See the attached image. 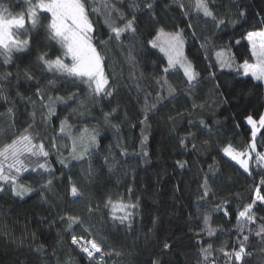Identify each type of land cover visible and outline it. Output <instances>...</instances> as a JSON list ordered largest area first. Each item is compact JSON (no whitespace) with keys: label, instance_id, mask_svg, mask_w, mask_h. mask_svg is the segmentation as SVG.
<instances>
[{"label":"trees","instance_id":"1","mask_svg":"<svg viewBox=\"0 0 264 264\" xmlns=\"http://www.w3.org/2000/svg\"><path fill=\"white\" fill-rule=\"evenodd\" d=\"M87 2L89 5L97 7L98 11L91 18L96 20L97 17H100L98 21L99 33L105 32L107 28L102 13L111 11V8L105 9L104 5L115 7L119 0H95V4L93 0H87ZM234 2L235 0H212L210 7L218 13V16H223L224 12L228 11L226 6L232 5ZM242 2L248 6V23L241 21L235 29L231 26L227 27L222 33H219L222 39L216 41L217 45L234 43L229 40L233 33H235L236 39H240L241 32L260 30L258 22L261 16H264V0H242ZM23 3L24 0H19V2L17 0H0V5L6 7L7 11L12 14L20 12ZM178 3L185 6L191 16L190 22L194 25V28L186 29L184 33L185 56L191 62L194 70L199 73L198 79L202 80L201 84L191 89V93L188 92L187 78L184 77L183 71L171 68L170 74L160 72L154 67L153 61L157 57H161L163 66L166 67V58L157 50H153L155 55L144 53L139 47V38H137L136 44L138 62L136 68H133L126 60L127 49L121 50L116 47L115 42H112L101 48L102 53L105 54V71L110 78V83L115 85L118 82L121 85L118 89L119 94L113 99L112 104H104L102 109L100 105L92 106L87 103L84 93L81 92L77 100L68 101L66 106L56 104L58 118L54 117L52 123L45 124L42 116L47 115V108L42 109L40 97L32 95L36 87L45 93V104H47V96L66 97L70 92H76L78 89L63 79L55 78L53 73L41 72L34 63L30 64V61H35L37 54L35 43L30 55L24 56L22 53H15L14 55L21 59H16L12 64L4 65L3 57L0 56V76L4 73H12L10 78L0 80V85L3 87L4 94L16 108L14 116L0 115V135L9 128L14 118H16L17 127H19L20 124H25V121L32 122L29 120V116L34 114V134L42 139L46 150L53 153L55 150L51 149V138L53 135L57 136L56 142L66 145L62 150V155L66 157L73 147L70 136H78L80 128L87 127L89 130L98 128L103 139L99 140L98 149L91 157L90 162L95 170V178L90 187L104 189L107 193H111L114 202L127 203V188L134 181L135 194L132 196V201L135 202L137 198H140L141 206L131 230L110 228L99 214L93 221L97 228L102 229L98 235L105 238L106 243L110 246L108 250L114 249L120 253L119 256L113 255L108 264H150L151 259L157 258L161 259L163 264H196V260L193 258L196 248L191 245L195 239L193 231H199V229L190 228L186 221H188L190 212L197 213V209L191 205L199 195L197 192L199 184L203 183L205 173L209 172V165H212L214 161V171L219 172L220 179L215 184H210L216 195L213 199L208 200L207 204L211 206L221 200H228L231 202V211L227 217L222 212L212 215L209 223L216 231V236L212 240L218 247L221 241L242 239L243 235H249L247 227L242 235H237L235 212L237 193L240 194L243 202H250L246 198L249 195L248 185L251 181H246L245 176L236 171V168L233 167L234 162L225 157L221 149L231 143L236 150H243L250 140V132L245 133L243 128L236 129L235 125L243 121L244 115L254 110L264 111V84L253 81L251 77L234 78V75L231 74L233 70H219L218 66L217 69L209 68V61L205 57L212 55L211 62L214 63V53L220 48L209 47L206 51L200 48V44L204 43V37L215 39L213 36L214 25L210 18L203 16L202 11L196 10V0H178ZM166 4L170 7L165 8ZM121 10L128 18H131L128 3H124ZM89 11L91 12V7ZM155 11L168 24L166 32L175 31L173 25H178L180 28L186 27L188 21L179 15L180 10L175 4H172V0H160L155 5ZM235 11V7H232V12ZM257 13L260 15H256ZM137 15L142 32L146 33L154 28L147 15L139 13ZM174 15L179 18L173 19ZM111 16L117 25L122 26L121 18L115 12H112ZM230 18L234 19L235 16ZM206 20L209 22L205 23ZM193 32L200 38L199 41L192 38ZM155 34L153 30L152 35L155 36ZM33 35L35 36V32ZM43 36L44 29L41 28L40 35L35 38L36 41H41ZM100 39H106V37L100 35ZM246 44L247 41H242V46L232 49L237 63L246 58L249 59V62L252 61L250 53L247 56L243 55ZM45 50L47 49L43 47L40 49V51ZM26 65L29 66V71L36 79L25 80L23 72ZM18 71L19 78H17ZM213 71L216 72L218 79H211ZM154 72H158L159 76L166 80L165 85H157L155 90L150 86L154 79ZM131 74L141 77L139 82L144 85L145 91H141L139 95L136 87L137 82L131 78ZM216 84H219L220 87L216 88ZM257 84L260 86L255 87ZM169 86L175 90L174 95L177 98L173 100L169 97L170 102L167 107L155 114L149 113L151 116L148 121L150 140L146 149L149 152L147 158L149 163L145 164L140 157L132 155L122 157L120 155L122 149L116 147L117 139L125 145L128 153L140 151V128H133L132 125L138 124L143 116L145 103L151 104L156 98L157 91L168 96ZM80 87L84 88L85 86L80 85ZM28 96H32L35 107L26 103ZM21 97L25 99H21ZM193 100L197 105L206 106L193 110ZM81 101L84 102V107L80 108L78 114L66 122L64 131L61 132L60 120L64 119L70 110L76 108ZM117 106L118 111L113 113L115 118H110L109 123L105 124L103 114L112 112V108ZM6 109L7 105L0 101V114H6ZM79 112L85 113L82 120L79 117ZM179 114L184 115L183 120L179 119ZM169 117L177 119L174 129ZM201 118L208 122L211 135L207 131L199 129L198 121ZM188 119L196 122L197 127H189ZM213 124H215L214 127ZM111 125L119 127L118 134H114ZM25 126L27 125L25 124ZM189 132L194 133L195 138L189 137L186 144L188 149H191L195 144L197 146L195 152L182 150L179 145V138L188 135ZM35 142L39 143L41 140L38 139ZM257 151L264 152V146L258 147ZM110 153V159L114 164L112 171H109V167L104 164V157ZM50 159L56 169V176L59 177L61 166L55 162L56 155L52 154ZM177 161L185 162V167L179 168ZM88 164L89 160L85 159L83 168L87 169ZM253 167H255L254 162ZM80 173L79 164L70 172L65 170L63 177L65 184L68 176L75 179ZM27 176L28 174H24L21 184L37 188L49 178L45 176L44 180H39L37 177L38 183L32 184L31 178H24ZM225 185H229L230 188ZM63 195V186L59 184L54 185L53 192L46 194L47 202L41 200L39 192L32 194L31 198H25L24 201L11 199L10 193L0 194V264H66L69 259L81 264V258L76 254L77 250L71 246L72 233L65 234L66 225L61 224L59 219V216L63 214V209L73 210L78 206L67 203L62 199ZM99 195H105V192H99ZM93 202L95 203L96 199ZM206 211H208L207 208L201 207L199 215L202 217ZM153 219L158 221L155 227L152 223ZM193 222H197L195 216H193ZM83 227H87V225L85 224ZM82 231L83 228L76 229L77 234ZM84 235L89 239L92 238L87 233ZM166 239L172 245V251L164 252L158 256L157 254L160 253ZM205 239H207L206 236ZM249 244L248 251L252 255L246 257L248 264H264V244H259V240L254 234H252ZM39 246H43L45 250L43 253L34 251Z\"/></svg>","mask_w":264,"mask_h":264},{"label":"snow or ice","instance_id":"2","mask_svg":"<svg viewBox=\"0 0 264 264\" xmlns=\"http://www.w3.org/2000/svg\"><path fill=\"white\" fill-rule=\"evenodd\" d=\"M19 2V0H17ZM160 0H119V3L112 7L108 4L104 5L105 9L111 8L109 12H103L104 22L107 30L99 33L98 21L100 17L93 20L91 17L98 9L88 4L87 0H24L20 12L16 14L9 13L7 8L0 5V56L3 57L4 65L14 63L16 59L15 53H22L24 56L31 54L33 44L37 48L34 63L41 72L53 73L57 79H63L71 83L78 89L76 92H70L65 96H47V104H45V93L39 87H36L34 96L40 97L42 109L47 108V115L42 116L45 124L53 122V118H58L56 111V104L67 105L68 101L77 100L80 93L83 92L88 104L92 106L100 105L101 109L104 104L111 105L113 99L119 94L118 89L121 85L118 82L110 83V78L106 74L105 54L102 53L101 48L105 45L115 42L116 47L121 50L127 49L126 60L133 68L138 67L137 62V38H139V47L144 53L155 55L153 50H157L163 54L167 60V66H163V59L157 57L153 61L154 67L160 72L170 74L171 68L179 66L183 70L184 77L187 78L188 92L191 89L202 83L198 79L199 73L196 72L185 56V31L186 29L194 28L190 22L191 16L183 4L178 3V0H172L179 8V15L184 17L186 23L185 28H180L178 25H173L176 29L172 32H166L165 29L168 24L155 11V5ZM95 4V0H93ZM124 3H128V10L131 13V18H128L121 10ZM212 0H196V10L202 11L203 16L210 18L214 25L215 32L211 37H204V43L200 44L201 49L206 51L209 47H219L220 50L214 53L215 62H211L212 55L206 56L205 59L209 61L208 67L212 69L233 70L231 74L235 77H251L253 81H260L264 84V16H261L258 26L259 31H246L240 33V39H236L235 33L229 37L231 44H219L216 41L222 39L219 33H222L227 27L231 26L235 29L240 22L248 23V6L242 0H235V2L228 7V11L224 12L223 16H218V13L210 7ZM11 7V6H9ZM91 7V12L89 8ZM170 7L166 4L165 8ZM232 7L236 11L232 12ZM115 12L121 18L122 26L117 25L112 18L111 13ZM7 13V14H6ZM147 15L151 24L154 26L152 30L142 32L138 23L139 16ZM256 15H260L257 13ZM235 16V18H230ZM179 17L173 16V19ZM47 21V23H44ZM209 21L206 20L205 23ZM44 29L43 39L39 42L36 37L40 35V29ZM155 31V36L152 31ZM35 32V36L33 33ZM99 33V35H98ZM100 35L106 39H100ZM151 37V38H149ZM192 38L199 41V37L195 32L192 33ZM242 41H247L244 45L245 52L243 55L251 54L249 59H244L242 62H236V56L232 52L233 48L242 46ZM58 46V47H57ZM46 48L45 51H40L41 48ZM55 53V55H53ZM59 74V76H56ZM221 74L223 72L221 71ZM19 71L17 78H19ZM12 73H4L0 76V80L8 79ZM25 80L32 81L36 79L29 71V66H25L23 72ZM143 76V73H141ZM151 87L155 90L157 85H165L166 80L159 76L158 72L153 73ZM131 78L135 80L137 93L145 91L144 85L140 83L141 77H136L131 74ZM211 79H218L216 72L213 71ZM52 83V82H50ZM80 85H84L81 88ZM257 84L255 87H259ZM32 87V85H30ZM216 88L220 85L216 84ZM175 90L168 87V96L162 95L161 92H156V98L151 104L145 103L144 113L138 124L132 125L133 128H140V151L136 153H128L125 145L117 139L116 147L122 149L120 155L122 157H140L142 162L149 163V152L146 150L150 140L149 123L151 119L149 113L155 114L162 111L171 99H176L174 95ZM147 96V93H146ZM21 99H25L21 97ZM0 101L7 105L6 114L12 115L16 113L15 105H13L7 95L4 94L3 87L0 85ZM26 103L32 104L35 107V102L32 96H28ZM119 103V102H118ZM219 103V101H217ZM206 105H197L193 100L192 109L203 108ZM84 107V102L77 104L76 108L70 110L64 119L60 120L61 132L64 131V125L73 116L78 114V110ZM118 111V106L112 108V112H105L103 119L105 124L109 123L110 118H115L113 113ZM84 112H79V117L82 120ZM171 125L174 129L177 124V119L169 117ZM179 119L183 120L184 115L179 114ZM29 120L25 124H20L17 127L16 118L9 125V128L0 135V194L10 193V198L13 200L20 199L24 201L25 198H31L32 194L40 193L41 200L47 202L46 194L54 191V185L63 186L64 195L63 200L71 205H77L78 208L69 210L63 209V214L59 216L61 224L66 225L64 228L65 234L72 233L71 246L74 247L76 254L81 258V264H108L109 260L115 256H119L118 251L108 250L109 245L105 238L98 235L102 229L97 228L93 221L100 215L108 227L119 229H132L135 223L136 216L139 213L141 200L137 198L135 202L132 201V196L135 194L134 181L129 184L127 188L128 202H114V197L111 193H107L104 189H97L90 187L95 178V170L91 164V157L95 155L98 149V143L101 136L98 128L89 130L87 127L80 128L78 136H70L73 141V147L69 150L68 156L62 155V150L66 145H60L56 141L57 136L53 135L51 138V149L55 152L46 150V146L41 138L37 137L33 131V124L35 121L34 114L29 116ZM218 123V122H217ZM189 127H197V123L192 119H188ZM198 126L201 131H207L211 135V128L208 122L201 118L198 121ZM215 124H213V127ZM114 134H118L120 129L116 125H111ZM236 129L243 128L245 133L250 132V140L243 147V150H236L231 143L223 147L221 151L225 157L234 161L233 167L236 171L245 176L246 181H251L248 185L247 200L250 202H243L240 194H236V221H237V235H242L245 227L249 235H243L242 239L221 241L217 247L215 241L212 240L216 236V231L210 226V220L213 214L223 213L224 216H229L231 211V202L228 200H221L211 206L207 204L208 200L213 199L216 195L212 191L210 184H215L220 179V174L215 169V161L209 165V172L205 173L203 183L199 184L197 192L199 193L197 199L192 203L191 207L197 209V213H189L186 224L192 229H199L193 231L194 243L191 245L196 248L193 258L196 264H248L246 257L251 256L252 253L248 251L249 242L252 234L258 238L259 244H264V152L257 151L258 147L264 146V111L254 110L243 116V121L235 125ZM189 137L195 138V134L189 132L188 135L179 138V145L185 151H197V146L192 145L188 149L186 140ZM40 139L41 142L35 141ZM111 148V145L109 146ZM56 155V163L61 166L59 177L56 176V169L51 162V155ZM110 155L104 157V164L112 171L114 164ZM85 159L89 160L88 168H83ZM43 161V162H41ZM75 162V163H73ZM253 162L255 167H253ZM81 167L80 175L73 179L68 176L67 183L63 179L65 170L71 171L77 167ZM177 166L181 169L185 167V162L177 161ZM238 166V167H237ZM24 174H28L25 179L31 178L32 184L38 183L39 180H44V177H49L39 187L23 186L21 178ZM225 187L230 188L229 185ZM202 190V191H201ZM105 192V195H99V192ZM179 191V188H177ZM94 199L96 202L94 203ZM205 207L208 209L202 217L199 215V209ZM59 209V206L57 205ZM242 209V210H241ZM193 216L196 217L197 222H193ZM243 221V222H242ZM153 226L158 223L156 219L152 221ZM87 227H83L84 225ZM77 228H83L79 234L76 233ZM151 232V229H150ZM92 238H87L84 234ZM205 236L207 239H205ZM218 238V237H217ZM36 253H43L45 250L43 246L34 249ZM172 245L167 242L163 243V248L157 255H162L164 252H171ZM38 258V257H37ZM66 264H77L75 260L69 259ZM150 264H163L159 258L151 259Z\"/></svg>","mask_w":264,"mask_h":264},{"label":"rangeland","instance_id":"3","mask_svg":"<svg viewBox=\"0 0 264 264\" xmlns=\"http://www.w3.org/2000/svg\"><path fill=\"white\" fill-rule=\"evenodd\" d=\"M254 61H251L250 63H253ZM176 68H178V69H181V68H179V66H177ZM182 70V69H181ZM226 70H231V69H226ZM183 71V70H182ZM257 82H260V81H257ZM239 151V150H238ZM223 153V152H222ZM224 155V154H223ZM230 159V158H229ZM234 162V161H233ZM235 163V162H234Z\"/></svg>","mask_w":264,"mask_h":264}]
</instances>
